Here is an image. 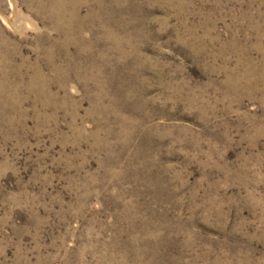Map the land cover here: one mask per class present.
<instances>
[{"label": "rangeland", "instance_id": "rangeland-1", "mask_svg": "<svg viewBox=\"0 0 264 264\" xmlns=\"http://www.w3.org/2000/svg\"><path fill=\"white\" fill-rule=\"evenodd\" d=\"M0 264H264V0H0Z\"/></svg>", "mask_w": 264, "mask_h": 264}]
</instances>
